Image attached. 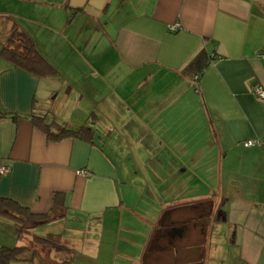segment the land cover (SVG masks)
<instances>
[{
	"label": "crops",
	"instance_id": "obj_1",
	"mask_svg": "<svg viewBox=\"0 0 264 264\" xmlns=\"http://www.w3.org/2000/svg\"><path fill=\"white\" fill-rule=\"evenodd\" d=\"M14 26L60 72L0 58V108L20 114L0 121V198L53 216L31 232L55 226L71 264H264L262 4L0 0V46ZM202 48L196 86L184 68ZM32 111L93 141H51ZM0 222V246L27 243Z\"/></svg>",
	"mask_w": 264,
	"mask_h": 264
},
{
	"label": "trees",
	"instance_id": "obj_2",
	"mask_svg": "<svg viewBox=\"0 0 264 264\" xmlns=\"http://www.w3.org/2000/svg\"><path fill=\"white\" fill-rule=\"evenodd\" d=\"M0 58L10 62L13 67L24 69L36 76H57L59 70L50 63L37 49L35 41L26 32L14 26L6 42L0 46ZM213 56L206 48H202L184 68L185 74L194 78L201 74L212 61ZM20 114H11L0 108V121L6 118L17 119ZM34 125L44 130L51 141H59L65 138H77L92 142L94 130L89 126L78 128L66 124L53 126L47 123L46 116L39 115L35 111L30 114ZM54 209L64 207V195H54ZM0 212L8 214L13 219L18 239L23 241L31 237L33 246L28 243H20L13 246H0V264H11L15 261L35 262L42 259V264H71L76 249L64 241L60 233L49 232L39 235L30 231L31 228L42 222L50 221V214H35L29 208L22 206L11 198H0ZM66 253L63 258L54 257ZM28 254V255H27ZM38 262V261H37Z\"/></svg>",
	"mask_w": 264,
	"mask_h": 264
},
{
	"label": "built area",
	"instance_id": "obj_3",
	"mask_svg": "<svg viewBox=\"0 0 264 264\" xmlns=\"http://www.w3.org/2000/svg\"><path fill=\"white\" fill-rule=\"evenodd\" d=\"M259 57L264 61V51L259 53ZM199 76H200V74L194 76V78H193V82L195 83L196 86H198L197 80L199 79ZM252 91L254 94H256L257 97H259L260 99H264V86L263 85H259V84L253 85ZM257 143H258L257 140L250 139V140L244 141V146L249 147V146L256 145ZM9 170H10V168L7 165H2L0 167V173L1 174L8 173Z\"/></svg>",
	"mask_w": 264,
	"mask_h": 264
},
{
	"label": "rangeland",
	"instance_id": "obj_4",
	"mask_svg": "<svg viewBox=\"0 0 264 264\" xmlns=\"http://www.w3.org/2000/svg\"><path fill=\"white\" fill-rule=\"evenodd\" d=\"M257 1H258L260 4H262V5L264 6V0H257ZM1 36H2V39H1V40H3V39L6 38V37H4L3 35H1ZM0 38H1V37H0ZM1 226H2V223L0 222V236H1V233H4V232L2 231V229H1ZM43 229H44V228H42L41 230L39 229V230H38V233L40 232L41 235H44V233H43V231H42ZM49 232H58V229H56L55 226H52V225H51V226H48L47 229H46V233H49ZM5 233H6V232H5ZM24 240H26V238H25ZM12 242H13V241H12ZM26 242L28 243V245L33 246L32 241H31V237L27 238ZM177 242H183V241L178 240ZM9 243H11V242H9ZM11 245H14V242H13V244H10L9 246H11ZM53 256H54V257H57V258H63V257L66 256V253L59 254V255L53 254ZM191 257H192L191 255L187 256V254H186V258H187V259H191ZM153 258L156 259L157 257H153V256L150 257V259H153ZM159 258H160V257H159ZM160 259L164 260V258H160ZM41 260H42V259L37 260L39 264H42Z\"/></svg>",
	"mask_w": 264,
	"mask_h": 264
},
{
	"label": "water",
	"instance_id": "obj_5",
	"mask_svg": "<svg viewBox=\"0 0 264 264\" xmlns=\"http://www.w3.org/2000/svg\"><path fill=\"white\" fill-rule=\"evenodd\" d=\"M174 233H171L170 235L172 236V238H174L176 235L181 236L182 232H183V228H174Z\"/></svg>",
	"mask_w": 264,
	"mask_h": 264
},
{
	"label": "flooded vegetation",
	"instance_id": "obj_6",
	"mask_svg": "<svg viewBox=\"0 0 264 264\" xmlns=\"http://www.w3.org/2000/svg\"><path fill=\"white\" fill-rule=\"evenodd\" d=\"M186 224L187 223H184V224H182L183 226L185 225L186 226ZM181 225V226H182ZM171 233H174V231H171ZM175 239H176V237H174V238H172V236L168 239V242L170 243V244H173L174 243V241H175Z\"/></svg>",
	"mask_w": 264,
	"mask_h": 264
}]
</instances>
